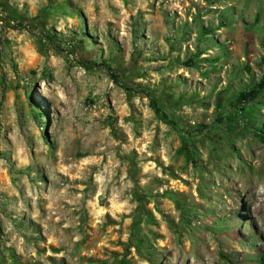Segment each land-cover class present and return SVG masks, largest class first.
<instances>
[{"label": "rangeland", "instance_id": "1", "mask_svg": "<svg viewBox=\"0 0 264 264\" xmlns=\"http://www.w3.org/2000/svg\"><path fill=\"white\" fill-rule=\"evenodd\" d=\"M263 54L264 0H0V264H252Z\"/></svg>", "mask_w": 264, "mask_h": 264}, {"label": "trees", "instance_id": "2", "mask_svg": "<svg viewBox=\"0 0 264 264\" xmlns=\"http://www.w3.org/2000/svg\"><path fill=\"white\" fill-rule=\"evenodd\" d=\"M46 38L48 40H54V37L52 36H49ZM102 66L105 67V65H102ZM260 66L264 67V54L260 60ZM105 68L109 72H112L110 67H105ZM263 92H264V71H263V75L258 79V81H254L250 87H248L245 91L241 92L239 95L236 96L235 101H234V106L237 107L239 105L252 102L256 100L259 96H261ZM164 118L167 120L166 117ZM253 135L260 142V144L262 145L264 149V123H261L256 127V129L253 131ZM231 264H234V263H231ZM252 264H264V253H257V256L255 257Z\"/></svg>", "mask_w": 264, "mask_h": 264}]
</instances>
